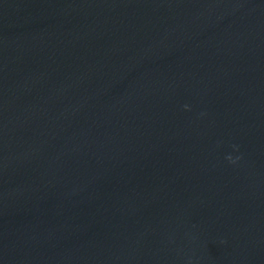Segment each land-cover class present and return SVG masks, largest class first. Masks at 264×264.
Masks as SVG:
<instances>
[{"label":"water","instance_id":"water-1","mask_svg":"<svg viewBox=\"0 0 264 264\" xmlns=\"http://www.w3.org/2000/svg\"><path fill=\"white\" fill-rule=\"evenodd\" d=\"M264 26V0H0V148Z\"/></svg>","mask_w":264,"mask_h":264},{"label":"clouds","instance_id":"clouds-1","mask_svg":"<svg viewBox=\"0 0 264 264\" xmlns=\"http://www.w3.org/2000/svg\"><path fill=\"white\" fill-rule=\"evenodd\" d=\"M229 160H231V157H228Z\"/></svg>","mask_w":264,"mask_h":264}]
</instances>
